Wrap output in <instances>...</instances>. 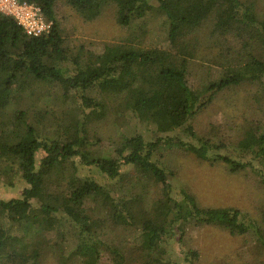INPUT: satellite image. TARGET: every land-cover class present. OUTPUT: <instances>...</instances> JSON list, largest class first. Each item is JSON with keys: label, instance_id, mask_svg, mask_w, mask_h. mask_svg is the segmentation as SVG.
Masks as SVG:
<instances>
[{"label": "trees", "instance_id": "1", "mask_svg": "<svg viewBox=\"0 0 264 264\" xmlns=\"http://www.w3.org/2000/svg\"><path fill=\"white\" fill-rule=\"evenodd\" d=\"M27 1L40 5L54 27L48 35L30 36L0 13V183L13 186L17 177L25 183L20 197L0 199V264H41L46 253L59 264H131L132 242L152 253L143 264H180L167 242L168 229L177 225L181 242L192 228L215 226L264 249V227L250 212L201 206L186 189L176 196L156 159L177 148L211 164L223 162L231 172L251 170L264 185V115L246 121L229 142L199 136L191 122L218 93L243 83L258 85L256 100L264 106L260 0ZM61 2L85 21L115 3L121 26L145 28L156 18L159 29L143 50L119 43L71 49L62 33ZM210 18V32L201 36ZM217 33L222 37L209 39ZM208 41L219 44L214 61L224 73L193 92L190 65ZM22 87L35 95V124ZM149 93L161 100L162 122L178 134L146 139L134 131L104 146L90 132L110 109L107 97L135 119L139 98ZM146 121L158 125L153 116ZM80 165L98 175L82 174ZM150 184L167 199L171 227L158 224L147 206ZM199 259L198 249L189 248L184 262Z\"/></svg>", "mask_w": 264, "mask_h": 264}, {"label": "rangeland", "instance_id": "2", "mask_svg": "<svg viewBox=\"0 0 264 264\" xmlns=\"http://www.w3.org/2000/svg\"><path fill=\"white\" fill-rule=\"evenodd\" d=\"M259 3L261 10H264V0H260ZM58 10L61 15L62 33L66 38L65 46L71 49H76L81 44L95 47L101 43H119L125 48L143 50L150 43L149 37L159 29L156 18L152 19L145 28L121 26L116 19L115 3L107 7L93 21H85L67 3L61 2ZM211 27L210 18L199 30L201 36L208 34ZM221 37L222 34L217 33L209 39L218 40ZM219 49V44L214 45L208 41L202 45L199 57L193 59L189 79V86L193 92L203 89L211 80H219L223 75V67L214 61ZM19 91L24 94L26 101L33 104L28 110V119L34 123L31 110L35 108L36 100L33 101L35 95L30 87H22ZM257 92V84L243 83L218 93L208 106L192 118L195 131L199 136H207L214 141H235L240 126L242 127L246 121H253L264 115V106L259 105L256 100ZM205 96L207 94H203L202 98ZM109 100L107 97L106 102L110 105L107 115L100 121L95 120L90 126V132L99 136L104 146H111L123 135H129L134 131L143 133L146 139L176 135L180 132L179 130L173 132L169 123L162 122L161 100L155 93L139 98L137 105L139 117L136 116L135 119L129 117L126 110H119L118 99H112L111 102ZM149 115L157 119L158 125L146 121ZM56 124L52 125L53 129L56 128ZM156 159L166 168L176 196L182 189H186L196 196L201 206H233L246 210L264 227V185L251 170L231 172L223 162L211 164L177 148L166 149L162 157ZM262 166L260 167L264 173ZM80 169L82 174L93 177L98 175L85 166L80 165ZM14 180L13 186L0 183V199L8 200L22 195L25 183L19 177ZM155 191L151 184L145 189L147 206L158 224L166 221L169 227V219L165 215L167 199L157 197ZM168 231L167 242L170 247H175L174 257L178 258L180 264H189L188 261L184 262L189 248L198 249L200 252L197 264H264V249H259L257 242L251 237L231 235L219 227L207 226L190 229L181 242L179 240L182 235L178 225ZM130 247L131 264H143L152 256L150 250H140L133 242ZM160 249L158 247V251ZM106 262L112 264L110 260ZM41 264L59 263L51 253H46L42 257Z\"/></svg>", "mask_w": 264, "mask_h": 264}, {"label": "built area", "instance_id": "3", "mask_svg": "<svg viewBox=\"0 0 264 264\" xmlns=\"http://www.w3.org/2000/svg\"><path fill=\"white\" fill-rule=\"evenodd\" d=\"M0 13L13 17L30 36L48 35L54 27V21L46 17L42 7L27 0H0Z\"/></svg>", "mask_w": 264, "mask_h": 264}]
</instances>
